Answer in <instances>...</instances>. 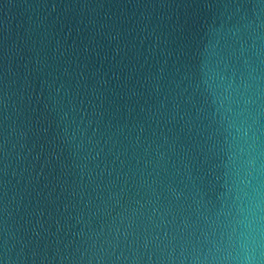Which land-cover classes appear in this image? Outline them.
<instances>
[{
    "label": "water",
    "instance_id": "water-1",
    "mask_svg": "<svg viewBox=\"0 0 264 264\" xmlns=\"http://www.w3.org/2000/svg\"><path fill=\"white\" fill-rule=\"evenodd\" d=\"M0 264H264V0H0Z\"/></svg>",
    "mask_w": 264,
    "mask_h": 264
}]
</instances>
